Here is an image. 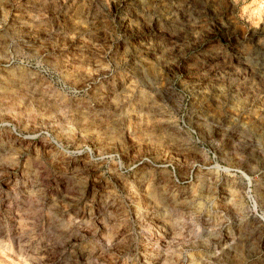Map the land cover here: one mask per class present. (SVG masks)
I'll return each mask as SVG.
<instances>
[{"label": "rangeland", "instance_id": "374dc122", "mask_svg": "<svg viewBox=\"0 0 264 264\" xmlns=\"http://www.w3.org/2000/svg\"><path fill=\"white\" fill-rule=\"evenodd\" d=\"M0 264H264V0H0Z\"/></svg>", "mask_w": 264, "mask_h": 264}]
</instances>
